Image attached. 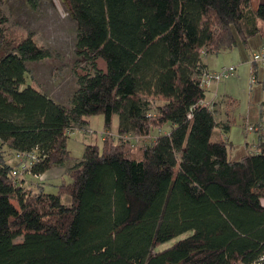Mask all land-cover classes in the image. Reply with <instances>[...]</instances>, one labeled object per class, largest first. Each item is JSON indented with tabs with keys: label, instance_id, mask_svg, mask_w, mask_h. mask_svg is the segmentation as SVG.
<instances>
[{
	"label": "trees",
	"instance_id": "obj_1",
	"mask_svg": "<svg viewBox=\"0 0 264 264\" xmlns=\"http://www.w3.org/2000/svg\"><path fill=\"white\" fill-rule=\"evenodd\" d=\"M39 1L26 0L32 10ZM65 1L90 67L67 104L24 85L27 64L51 51L15 32L0 0V264H264V120L251 128L256 151L230 160L227 140L212 137L231 123L215 120L201 85L203 56L264 37V0ZM97 114L101 148L72 158L68 134ZM2 146L22 172L62 168L68 181L27 191Z\"/></svg>",
	"mask_w": 264,
	"mask_h": 264
},
{
	"label": "rangeland",
	"instance_id": "obj_2",
	"mask_svg": "<svg viewBox=\"0 0 264 264\" xmlns=\"http://www.w3.org/2000/svg\"><path fill=\"white\" fill-rule=\"evenodd\" d=\"M5 9L10 15L13 22L12 29L15 32L25 30L33 32L35 42L48 47L51 51L48 59L27 64L24 85L35 86L55 101L67 104L76 88L75 74L84 73L90 67L75 46L76 23L70 16L66 1L40 0L38 9L32 10L26 0H5ZM261 52H264V37L255 35L248 40L246 46L237 39L233 49L202 57V61L210 70L230 66L235 68L233 75L222 79L205 91V100L215 109V120L223 122L228 119L231 123L226 134L215 129L212 139L221 137L227 140V155L232 161H239L245 154L256 151L258 132L251 128L264 120V116L260 118L264 103V63L257 62V73L254 76L252 65L256 62H253L252 57L255 54L260 55ZM96 68L105 69L101 59L96 60ZM86 120L88 123L83 130L75 129L68 134L66 148L74 159L81 158L86 144H95L99 148L102 145L105 134L103 116L92 115L86 117ZM117 123L118 118L114 115L109 129L114 138H116ZM171 127L170 123H166L160 129L153 130L149 138L138 140V143H149L153 137L168 133ZM130 139L132 142L136 140ZM2 151L6 163L18 169L13 152L7 146H2ZM70 162L72 161L67 163ZM62 173V168H55L40 176H33L27 172H19L18 176L23 178L22 188L27 191L35 193L41 187L44 192L53 194L56 193V185L61 181H68ZM63 202L69 203V198L64 197ZM262 203L264 204V200ZM189 233L166 241L155 247L153 251L167 247ZM21 239L22 237H16L14 242H19Z\"/></svg>",
	"mask_w": 264,
	"mask_h": 264
},
{
	"label": "built area",
	"instance_id": "obj_3",
	"mask_svg": "<svg viewBox=\"0 0 264 264\" xmlns=\"http://www.w3.org/2000/svg\"><path fill=\"white\" fill-rule=\"evenodd\" d=\"M253 62H262L264 63V52L259 55V54H255L252 57ZM235 68L233 66L230 67H221L218 70H211L209 72H207L206 74H204L202 76L201 79V85L204 88H208L212 83H218L219 81H221L222 79H225L231 75L234 74ZM253 81V79L251 80ZM16 159L18 160V169H14L13 170V174L22 172L24 170L27 169V165L26 163L22 160L21 156H19L18 154L15 155Z\"/></svg>",
	"mask_w": 264,
	"mask_h": 264
},
{
	"label": "crops",
	"instance_id": "obj_4",
	"mask_svg": "<svg viewBox=\"0 0 264 264\" xmlns=\"http://www.w3.org/2000/svg\"><path fill=\"white\" fill-rule=\"evenodd\" d=\"M205 64V63H204ZM255 65H252V69H253V75L254 76H256V64H257V62L256 63H254ZM206 66H207V64H206ZM207 69H209L210 70V68H208V66H207ZM212 70V69H211ZM213 71V70H212ZM254 78H256V77H254ZM217 83H212L209 87H211V86H213V85H216ZM205 102H207L206 100H205ZM207 103H210V102H207ZM211 104V103H210ZM213 104V103H212ZM212 106V105H211ZM214 108V107H213ZM215 110V109H214ZM16 163V162H15ZM12 166V165H11ZM49 172V171H48ZM45 173H47V172H45Z\"/></svg>",
	"mask_w": 264,
	"mask_h": 264
},
{
	"label": "water",
	"instance_id": "obj_5",
	"mask_svg": "<svg viewBox=\"0 0 264 264\" xmlns=\"http://www.w3.org/2000/svg\"><path fill=\"white\" fill-rule=\"evenodd\" d=\"M67 6H68V5H67ZM68 10H69L70 16H71V18H72V16H73V15H72V13H71V11H70L69 7H68Z\"/></svg>",
	"mask_w": 264,
	"mask_h": 264
}]
</instances>
